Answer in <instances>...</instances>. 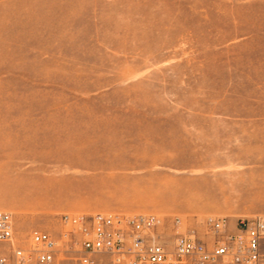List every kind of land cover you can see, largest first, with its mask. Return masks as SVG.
I'll list each match as a JSON object with an SVG mask.
<instances>
[{"label":"rangeland","instance_id":"rangeland-1","mask_svg":"<svg viewBox=\"0 0 264 264\" xmlns=\"http://www.w3.org/2000/svg\"><path fill=\"white\" fill-rule=\"evenodd\" d=\"M0 212L264 217V0H0Z\"/></svg>","mask_w":264,"mask_h":264},{"label":"built area","instance_id":"built-area-1","mask_svg":"<svg viewBox=\"0 0 264 264\" xmlns=\"http://www.w3.org/2000/svg\"><path fill=\"white\" fill-rule=\"evenodd\" d=\"M60 223L61 240L35 231L24 249L13 215L0 212V244L10 246L0 264H60L72 253L76 264H264V217L62 214Z\"/></svg>","mask_w":264,"mask_h":264},{"label":"bare ground","instance_id":"bare-ground-1","mask_svg":"<svg viewBox=\"0 0 264 264\" xmlns=\"http://www.w3.org/2000/svg\"><path fill=\"white\" fill-rule=\"evenodd\" d=\"M54 186H55V185H54ZM25 190H26V191H29V189H28V188H26ZM26 204H27V203H26V202H24V206H27Z\"/></svg>","mask_w":264,"mask_h":264},{"label":"crops","instance_id":"crops-1","mask_svg":"<svg viewBox=\"0 0 264 264\" xmlns=\"http://www.w3.org/2000/svg\"><path fill=\"white\" fill-rule=\"evenodd\" d=\"M235 222V221H234Z\"/></svg>","mask_w":264,"mask_h":264}]
</instances>
